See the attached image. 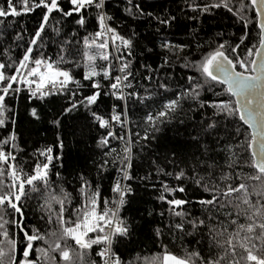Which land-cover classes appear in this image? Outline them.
I'll use <instances>...</instances> for the list:
<instances>
[{"label":"snow or ice","instance_id":"1","mask_svg":"<svg viewBox=\"0 0 264 264\" xmlns=\"http://www.w3.org/2000/svg\"><path fill=\"white\" fill-rule=\"evenodd\" d=\"M0 264H264V0H0Z\"/></svg>","mask_w":264,"mask_h":264},{"label":"trees","instance_id":"2","mask_svg":"<svg viewBox=\"0 0 264 264\" xmlns=\"http://www.w3.org/2000/svg\"><path fill=\"white\" fill-rule=\"evenodd\" d=\"M39 17V13H36L30 17H25V19L27 20L28 22V27L31 28L32 25L36 22V20L38 19ZM127 23V22H126ZM228 23L230 24L231 21L229 20ZM143 27H145V24H139L138 25V29H143ZM237 35H239V32H237ZM23 103L24 101L22 100L21 101V106H23ZM22 130L26 127H28L27 123L24 122V121H21L20 125H18ZM52 138V133H49L48 134V140L47 141H38V143H41V142H50ZM28 142V141H26ZM69 145L71 146V141L69 139ZM72 151L74 153V156H79L81 155V152H82V147H72ZM144 173L143 172H140L139 169L137 167L134 166V175H143ZM69 190H71V187H69ZM145 197L147 198L148 193H144Z\"/></svg>","mask_w":264,"mask_h":264}]
</instances>
